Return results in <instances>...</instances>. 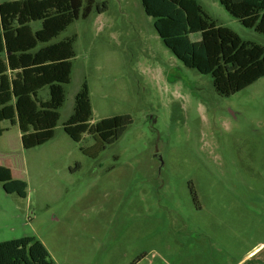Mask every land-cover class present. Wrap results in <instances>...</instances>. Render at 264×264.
I'll return each mask as SVG.
<instances>
[{"label":"rangeland","instance_id":"rangeland-1","mask_svg":"<svg viewBox=\"0 0 264 264\" xmlns=\"http://www.w3.org/2000/svg\"><path fill=\"white\" fill-rule=\"evenodd\" d=\"M196 1L217 25L264 47V35L219 0ZM73 35L54 137L25 149L18 125L0 123V167L27 183L22 198L0 182V242L34 236L57 264H228L263 242L264 76L221 96L210 75L163 44L141 0H95L51 43ZM84 82L90 123L121 118L102 150L63 129ZM39 98L49 99L47 87Z\"/></svg>","mask_w":264,"mask_h":264},{"label":"trees","instance_id":"trees-1","mask_svg":"<svg viewBox=\"0 0 264 264\" xmlns=\"http://www.w3.org/2000/svg\"><path fill=\"white\" fill-rule=\"evenodd\" d=\"M144 12L154 19L163 44L187 68L210 75L215 91L230 96L264 76V47L243 41L217 25L196 0H141ZM239 22L264 35V0H219ZM95 0H12L0 3V123L17 124L25 149L52 139L65 101L64 85L70 81L75 56V35L51 40L79 17L87 18ZM104 9V8H103ZM102 9V10H103ZM102 10L97 9L98 12ZM41 27L32 30V22ZM200 33L191 41L189 34ZM48 88L49 99L39 98ZM92 105L84 82L75 95L74 110L63 129L76 142L92 136L102 150L112 143L120 127L118 115L90 123ZM4 129L0 127V135ZM93 148V147H92ZM95 158L96 152L84 149ZM0 182L8 193L27 196V183L14 179L0 167ZM0 264H57L34 236L0 242Z\"/></svg>","mask_w":264,"mask_h":264},{"label":"crops","instance_id":"crops-1","mask_svg":"<svg viewBox=\"0 0 264 264\" xmlns=\"http://www.w3.org/2000/svg\"><path fill=\"white\" fill-rule=\"evenodd\" d=\"M194 264V263H191ZM196 264H213L199 261ZM228 264H264V241L257 242L242 252L241 258L235 263Z\"/></svg>","mask_w":264,"mask_h":264}]
</instances>
